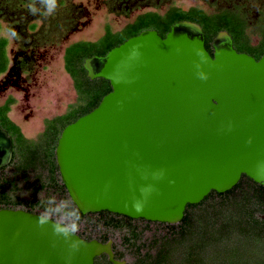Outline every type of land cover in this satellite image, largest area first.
<instances>
[{
	"label": "water",
	"instance_id": "obj_1",
	"mask_svg": "<svg viewBox=\"0 0 264 264\" xmlns=\"http://www.w3.org/2000/svg\"><path fill=\"white\" fill-rule=\"evenodd\" d=\"M212 55L201 28L181 21L164 38L143 31L83 63L111 91L65 126L54 150L60 182L82 215L109 212L177 225L186 206L245 176L264 187V54L237 53L219 32ZM12 158L0 128V169ZM111 264L112 241H86L63 224L0 209V264Z\"/></svg>",
	"mask_w": 264,
	"mask_h": 264
},
{
	"label": "trees",
	"instance_id": "obj_2",
	"mask_svg": "<svg viewBox=\"0 0 264 264\" xmlns=\"http://www.w3.org/2000/svg\"><path fill=\"white\" fill-rule=\"evenodd\" d=\"M64 10L62 16L66 15V9ZM59 13L53 12L43 17L39 31L36 30L35 22L23 21V18L15 23L19 26L5 21L8 34L18 44L19 49H22V56L15 64L16 72L31 74L40 52L44 50L45 42L61 40V35L57 34L60 31L56 26L59 22L63 23V17L61 21L53 19ZM84 16V11L80 10V20H83ZM4 20L3 18L2 21ZM181 21L194 23L201 28L204 47L210 55L212 41L221 31L230 36L233 49L237 53H245L255 60L264 54V22L257 29L260 42L254 47L250 44L248 29L241 17L222 13L211 15L197 7L182 10L176 6L169 7L162 14L142 13L117 32H112L105 26L103 35L96 41H78L67 46L63 51V69L72 81L77 101L70 105L64 114L44 121L43 132L35 141L25 138L20 128L8 117L13 100L9 98L0 105V128L13 143L12 160L0 169V209L21 207L30 213L39 214L34 208L44 206L35 198L40 193H55L65 197L72 209H65L64 213L68 217L74 218L76 222L96 217L93 222L88 221L89 223L84 225L86 234L73 229L71 231L85 240L96 239L101 243L111 239L108 231L125 232L121 237V244L131 252L134 258L132 264H203V249L208 245L210 248V243L222 242L232 235L262 240L264 244V187L245 176H241L230 191L223 194L210 192L199 204L186 206L184 217L177 225L147 222L143 219L132 220L109 212L82 215L60 182L54 150L62 129L92 111L102 97L111 91L107 81L87 78L82 67L84 61L93 56H104L112 48L143 31H155L164 38L170 27ZM7 45V39L0 36V75L7 68ZM7 169L12 170L10 175L5 176L3 172ZM20 187L27 191L28 200L17 194ZM44 217L56 221L49 216ZM151 228L157 229V232L153 230L149 240H141V235ZM88 231L97 234L92 236ZM112 249L117 259H124V254L118 252L114 245ZM103 259L106 262L105 256ZM261 263L264 264V258Z\"/></svg>",
	"mask_w": 264,
	"mask_h": 264
},
{
	"label": "rangeland",
	"instance_id": "obj_3",
	"mask_svg": "<svg viewBox=\"0 0 264 264\" xmlns=\"http://www.w3.org/2000/svg\"><path fill=\"white\" fill-rule=\"evenodd\" d=\"M74 2L78 3L88 13L89 17L85 20L87 25L81 31L73 34L68 41L61 42L57 40V45L40 52L41 57L37 60L36 66L29 77L31 86L25 98L24 94L12 89L5 93L0 91V105L6 97L13 100L14 103L10 107L8 117L20 128L24 137L32 141H35L43 131L44 121L64 114L69 106L77 101V94L73 89L72 81L63 69L64 49L78 41H96L102 36L105 26H108L112 32H117L130 20L117 14L111 3L105 9L101 0H74ZM174 3L176 7L182 10L194 6L203 7L192 0H179ZM203 8L206 9L205 6ZM138 13L134 12L131 15L132 18ZM62 17L64 16L60 12L53 19L61 21ZM35 24L39 27L40 22H35ZM44 27L46 29L47 26L44 24ZM0 36L7 39L8 45L5 55L8 59L6 64L8 67L10 61L9 50L12 47L14 49V45L4 22H0ZM11 170H5L3 175H10ZM18 189L17 194L24 200H28L27 191L21 187ZM47 197L49 198L47 199ZM35 198L44 205L43 207L34 208L39 214L54 218L56 221L63 222L68 227L78 231L81 227L85 229L84 225L93 222L96 218L76 222V220H73L74 218L72 219L64 213L65 209L72 210L68 199L57 196L55 193L50 195L40 193ZM76 224L79 225L78 228H75ZM153 230L157 232V229L151 228L141 235V240H149L152 237L151 233H154ZM91 233L94 234L95 232L92 231ZM108 234L115 249L124 254L123 260L126 264H132L134 258L131 252H129L128 247L121 244V237L125 232L108 231ZM208 247L209 245L201 252L203 264H262L264 258L262 240L244 239L232 235L228 239L222 240V242L210 243V248ZM177 253L175 256H177Z\"/></svg>",
	"mask_w": 264,
	"mask_h": 264
},
{
	"label": "flooded vegetation",
	"instance_id": "obj_4",
	"mask_svg": "<svg viewBox=\"0 0 264 264\" xmlns=\"http://www.w3.org/2000/svg\"><path fill=\"white\" fill-rule=\"evenodd\" d=\"M101 1L103 2L105 9L108 7L109 3H111L114 6V11L120 16L125 17V19L127 20L130 19L128 23H131L136 16L142 13L158 12L162 14L169 7L175 6L174 2L179 0H101ZM192 1H195L198 4H200L199 6H203V7L205 6L206 9L198 6L197 8L202 9L207 14L212 15V14L222 13V14H231L241 17L242 20L246 23V27L249 33L248 37L250 39V44L254 47L258 46L260 42V38L257 34V29L260 26V24L264 22V0H192ZM64 8L66 9V15L63 17V23L59 22L56 27L58 31H60L59 33L57 32V34L59 36L61 35L62 37L61 40L59 41L65 42L68 41V39L73 34H75L78 31H81L87 25V21L85 20L87 17H89L86 10H84L78 3H75L74 0H0V22L3 23L2 19L4 18L5 26H7L5 22L6 20L8 22H13L14 23L13 25L15 26H19V24L17 25L15 23L17 21H22L23 18V21L29 20L30 23L40 22L39 27L36 28V30L39 31V29H41L40 26L42 23L41 21H43L42 20L43 17H47L51 13L53 12L55 13L58 11L64 13L65 12ZM80 10L84 11L85 16L83 20H80L79 18ZM134 12H139V13L132 18L131 15ZM128 23H126L125 25H127ZM124 26L122 28H124ZM12 41H13L14 49L13 47L10 48L9 66L7 67L6 71L0 75V91L2 93H5L6 91L12 89L19 93L24 94V98H25V96H27L28 89L31 86L29 80L31 74L15 71V64L18 61V59H20L22 56V51H21L22 49H19L18 44L13 39ZM57 42H58L57 39L45 42L46 44L44 46V50H46L48 47H53L54 45H57L58 44ZM232 46H233V42H232ZM39 57H41V55L38 56V58ZM8 99L9 97H6L3 103ZM11 149H12V157H13L12 140H11ZM2 209H12V208H2ZM17 209L24 210L21 207ZM59 223L63 224L69 230H71V228L68 227L63 222H59ZM103 257L104 255L95 258L94 264H107L108 262L107 257L105 256L106 262L104 261ZM114 258L119 261H124L123 259L122 260L117 259L115 255ZM98 259L101 260L96 261ZM108 263L111 264L110 262ZM124 264H126V262Z\"/></svg>",
	"mask_w": 264,
	"mask_h": 264
},
{
	"label": "built area",
	"instance_id": "obj_5",
	"mask_svg": "<svg viewBox=\"0 0 264 264\" xmlns=\"http://www.w3.org/2000/svg\"><path fill=\"white\" fill-rule=\"evenodd\" d=\"M79 227V225L78 224H76L75 225V228H78ZM71 228V227H70ZM71 229H73V228H71ZM74 231H76V232H78V233H84V234H86L85 232H84V229L81 227L80 228V231H78V230H75V229H73ZM88 234H91V233H89V231H88ZM92 236H94V234H91Z\"/></svg>",
	"mask_w": 264,
	"mask_h": 264
}]
</instances>
